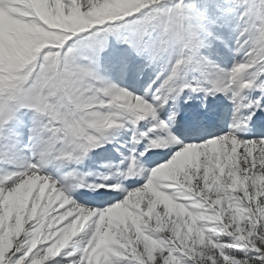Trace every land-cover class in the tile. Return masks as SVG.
<instances>
[{"label": "rangeland", "instance_id": "1", "mask_svg": "<svg viewBox=\"0 0 264 264\" xmlns=\"http://www.w3.org/2000/svg\"><path fill=\"white\" fill-rule=\"evenodd\" d=\"M80 2L84 11L77 14L71 0H0V88L6 86L5 91H0H4L0 94V102L10 99L9 95L13 94L8 85H16L20 80L28 78H19L16 76L17 71L31 61L34 55H40L41 50L49 45L51 37L57 40L62 36L63 30L89 28L95 21L123 18L133 12H141L148 5L158 10L162 4L161 0ZM219 2L226 1L213 0L215 4ZM220 8L218 6V10ZM51 26L56 29H51ZM27 80L30 79L24 80L22 86L25 87L20 96L25 106L44 109L48 93L41 91L42 86L35 76H32L28 84ZM61 90L63 91L62 85ZM13 116L15 119H12ZM9 120L13 121L14 128L11 135L15 128L19 132L12 140L20 144L29 130L22 123L15 124L17 112L11 111L10 105L2 107L1 103L0 123ZM87 120L80 127L85 133L91 124L90 119ZM245 131L249 132V128ZM236 138L237 135L232 133L226 138L197 142L189 146L168 131L154 129L149 141L139 144L136 160L123 161L121 168L111 173L75 176L78 188L79 184H86L90 188L87 199L93 196L94 189L107 188L116 196L118 188L123 187L126 194L106 205L83 202L73 190L68 194L51 184V193L57 194L54 202L59 204L56 212H50L52 207L46 204L44 196H41L42 192L39 193L35 186L41 180L44 183L50 182L41 179L36 174L38 171L29 167L25 173L14 177L3 179L1 175L0 257L6 245L11 244L12 247L15 246V250L7 264H51L55 257L58 258L55 261L57 264H69L61 260L65 255L62 253L65 250L64 244L75 235L82 234L79 242L83 247V243L96 232L100 233L98 244L106 248L105 256L100 255L96 263L106 264L109 261L105 259L110 257L111 261L113 257L116 260L111 264L255 263L259 260L258 256L253 257L250 263V256L245 252L246 249L253 251L252 247L245 243L246 249L241 253L237 251L240 250L239 246L233 247L226 241L225 234L231 237L242 233L247 237L252 231L253 226L244 221L241 213L245 206L243 203L235 204L236 200L230 197V192L238 184L240 187L243 184L246 188L249 184L251 189L253 184L256 188L259 180L253 182L252 176L257 174L264 177V146L261 147L258 142L244 146L245 143L237 142ZM103 139V134L96 137L97 142H102ZM157 143L183 149L175 158L154 165L148 160L146 152ZM42 147L39 144L38 147L34 146L37 155L43 154ZM16 148L20 156L25 151L22 145H17ZM3 153L9 160L3 165L4 159L0 155L4 173L12 164L18 167L27 164L25 160L22 161L25 164L21 163V159L27 157L28 151L18 159L8 155L6 149H3ZM27 160L30 166L34 165L29 157ZM253 161L254 165H249ZM257 161H263V165ZM135 168L138 176H133ZM48 189L46 186L45 191L48 192ZM263 190L264 184L260 192ZM247 204L259 224L258 215L260 212L264 213V202L259 201L257 195L256 202ZM80 210L82 220L77 218L68 221L65 225L62 224L58 232L52 233L53 226L58 227L60 222ZM42 211L47 212V216L42 219L48 222L45 220L44 223L36 224L34 232L27 236L29 223L41 219ZM212 211L216 212L218 219ZM51 213H54L52 220L49 218ZM238 221L246 227L239 228L241 225ZM38 229L50 238L49 241H46L47 238L43 239L47 243L40 244L37 239L40 235ZM255 246L256 252L264 258V239L259 238ZM121 257L123 262L119 263L122 261Z\"/></svg>", "mask_w": 264, "mask_h": 264}, {"label": "trees", "instance_id": "2", "mask_svg": "<svg viewBox=\"0 0 264 264\" xmlns=\"http://www.w3.org/2000/svg\"><path fill=\"white\" fill-rule=\"evenodd\" d=\"M193 0H178L176 3V7L177 10H179L180 6L183 5L185 7V12H190L192 9H195L197 11H203V10H207L210 13H214L217 10L218 4L213 3V0H196L195 2H192ZM230 1V0H225ZM145 3V1H144ZM192 3H194L192 5ZM194 6V7H193ZM222 8V7H221ZM198 28L194 29L193 32V36L192 38L195 39L196 41H201L198 40V38H195V33L199 30V28H202L203 23L202 22H198L197 23ZM257 26L258 31H254V33L252 34V37L249 36H242L240 33L241 41L244 43H249L252 44L254 46L260 47V48H264V8L262 5V0H235V5H224V15L223 18L220 20L218 29L215 30L214 34H209L212 31V28L210 29H205L204 31L201 32V35L203 36V38H205V41H209L212 42L216 47L220 45V43L223 42V39L225 38V35L228 34L230 37L233 35L234 39L236 41L239 40V35L236 34V31H241L243 33H247L248 31L253 30V28ZM133 26H130V29H132ZM55 40V39H54ZM194 40V41H195ZM193 52L196 56H201V53L199 52L196 44H194L193 47ZM245 141H249L251 144H255L254 139L252 138H248V137H243L242 138ZM249 143V144H250ZM246 145V146H249ZM260 165H263V161H257ZM262 163V164H261ZM249 165H254V161L253 163H249ZM253 178V182L256 180H259L256 188L255 185L252 184V189L251 186H247L244 187L243 184L242 187L239 186V184L236 186V189H231L230 192V197L232 199L236 200L235 204H241L243 203V205L245 206L244 210L241 211L242 216L244 221H248L249 224H251L254 228H252V231L249 232L247 234V237H249V239L241 234H236L233 235L231 237H229L227 234H225V239L227 242H230L231 245L234 246H239L240 250H237L241 253H243V249H246L245 247V243L248 244L249 247L253 248V251H246L248 256H250V263L253 260V257L258 256V261H256L253 264H264V258L262 254H259L256 252L255 248V243H257V241L259 240V238L264 239V213L260 212L259 213V224H257L256 222V216H253V214L251 213V211L248 208V204L247 203H253L256 202V197L258 195V199L259 201H261L262 203L264 202V190L262 192H260V189L262 188L263 184H264V177L257 175V174H253L252 176ZM242 178V175H241ZM253 192V193H252ZM253 195H252V194ZM222 210V208H221ZM213 212V211H212ZM214 213V212H213ZM214 215L217 218V214L214 213ZM47 216V212L42 211L40 213V217L41 219L37 220V221H33V223H29L28 229H27V236H29L31 233L34 232L36 224L39 225L45 222L46 219H42L44 217ZM36 217V214H35ZM50 218V216H49ZM218 219V218H217ZM219 221V220H218ZM48 222V220H46V223ZM238 223L241 225L240 227H246L244 224L242 225L240 223V221H238ZM63 223L58 224L53 226V230L52 233L54 232H58V229L62 226ZM66 224V223H65ZM63 224V225H65ZM39 230V229H38ZM40 231V230H39ZM40 235L37 237V239L40 241L41 243H47L46 241H49L50 238H48V235L45 233V235L43 234V232L40 231L39 233ZM42 234V235H41ZM255 235V236H253ZM235 236V237H234ZM234 237V238H232ZM48 239L46 241H44L43 239ZM42 239V240H41ZM95 236H93L89 242L95 240ZM33 246L35 245L34 243L32 244ZM43 246V245H40ZM49 246H52L49 245ZM31 247V245H30ZM14 247L11 246V244L6 245V248L4 249L1 257H0V264H5V262L7 261V259L11 256V254L13 253ZM64 248L65 250L62 251V253H65V255H63V257L61 258V260L67 261L69 264H102V263H96L97 258H99V256L101 255V257L105 256V252H106V248L104 247H98L96 249H92L90 247H82V244L78 241V238L73 237L71 240H69L68 242H66L64 244ZM256 252V253H255ZM258 254V255H257ZM56 259H58L57 257H55V259L53 260V262H51V264H57ZM102 259V258H100ZM111 259V257H110ZM110 259H105L107 262L106 264H111L112 261H116L115 258L113 257V260L111 261ZM122 260V257H121ZM123 262L119 261V263ZM116 262H114L115 264ZM124 264V263H123Z\"/></svg>", "mask_w": 264, "mask_h": 264}]
</instances>
